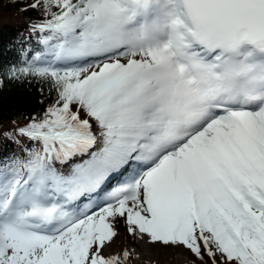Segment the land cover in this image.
Segmentation results:
<instances>
[{
    "label": "snow or ice",
    "instance_id": "6c2138e0",
    "mask_svg": "<svg viewBox=\"0 0 264 264\" xmlns=\"http://www.w3.org/2000/svg\"><path fill=\"white\" fill-rule=\"evenodd\" d=\"M28 7L42 47L8 78L55 98L4 133L28 143L0 160V264H127L105 254L121 221L201 264H264V0Z\"/></svg>",
    "mask_w": 264,
    "mask_h": 264
},
{
    "label": "trees",
    "instance_id": "16d2710c",
    "mask_svg": "<svg viewBox=\"0 0 264 264\" xmlns=\"http://www.w3.org/2000/svg\"><path fill=\"white\" fill-rule=\"evenodd\" d=\"M33 2L0 0V160L20 154L28 143L20 138L17 144L4 133L26 124V118L43 112L55 98L46 80L33 76L8 78L13 66H23L31 53L42 47L39 35L29 31V25L43 15L40 9L28 7ZM128 263L134 264V258Z\"/></svg>",
    "mask_w": 264,
    "mask_h": 264
},
{
    "label": "rangeland",
    "instance_id": "374dc122",
    "mask_svg": "<svg viewBox=\"0 0 264 264\" xmlns=\"http://www.w3.org/2000/svg\"><path fill=\"white\" fill-rule=\"evenodd\" d=\"M121 222L123 224V221ZM121 222L117 225L119 235L106 250V255L117 254L120 250L128 249L132 252L131 258H134V264H201L195 256L182 247L172 248L171 246L150 245L146 240L143 241V254L145 257H139L137 246H135L136 242H134L133 237L127 235L125 226L123 227ZM127 264L129 263L127 262Z\"/></svg>",
    "mask_w": 264,
    "mask_h": 264
},
{
    "label": "bare ground",
    "instance_id": "6f19581e",
    "mask_svg": "<svg viewBox=\"0 0 264 264\" xmlns=\"http://www.w3.org/2000/svg\"><path fill=\"white\" fill-rule=\"evenodd\" d=\"M121 225L124 227V224H122V222H121ZM122 226H120V227L123 228ZM143 243H144L143 241H140V242L135 244V246H137V251H138L139 257H141V258L145 257L144 254H143V252H144V249H143L144 244Z\"/></svg>",
    "mask_w": 264,
    "mask_h": 264
}]
</instances>
